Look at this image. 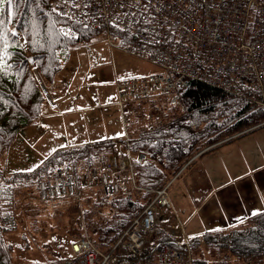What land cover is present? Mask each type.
<instances>
[{
	"label": "built area",
	"instance_id": "2783aa9c",
	"mask_svg": "<svg viewBox=\"0 0 264 264\" xmlns=\"http://www.w3.org/2000/svg\"><path fill=\"white\" fill-rule=\"evenodd\" d=\"M54 8L78 25L103 29L108 39L115 30L127 34L132 42L113 37L117 48L159 69L116 82L125 126L131 120L126 107L144 104L147 131L163 127L181 112L185 90L197 81L264 107V0H54ZM62 32L75 35L67 25ZM105 166L115 178L60 167L40 182V195L44 200H80L83 190L96 185L118 194L127 189L125 172L137 188L129 150L108 158ZM169 186L153 191V199L107 250L84 238L72 244L73 255L59 264H193L187 245L164 246L153 258L143 259L155 240L161 211L171 207ZM244 264H264V258H247Z\"/></svg>",
	"mask_w": 264,
	"mask_h": 264
},
{
	"label": "trees",
	"instance_id": "16d2710c",
	"mask_svg": "<svg viewBox=\"0 0 264 264\" xmlns=\"http://www.w3.org/2000/svg\"><path fill=\"white\" fill-rule=\"evenodd\" d=\"M2 7L0 158L14 142L19 131L35 123L41 115L45 94L33 75L32 67H37L41 75L51 81L62 69L60 52L103 32V29L85 28L61 17L54 9L53 0H12L11 3L4 0ZM63 25L73 28L77 32L76 36L69 38L64 35L61 32ZM113 33L127 37L123 32ZM182 103L183 113L160 131L142 133L131 140L134 153H144L150 158V162H142L139 168L140 181L149 188L161 187L185 162L207 147L210 142L208 136L212 141V136L223 128L233 132L235 128L250 126L264 119L263 107L245 97L232 95L199 81L186 89ZM201 127L203 129L199 130ZM115 146V141L109 139L59 150L35 170L14 174L8 179V183L5 182L0 167V183L17 187L35 183L37 191L40 180L65 164L85 161L88 168L100 167L103 154H108L107 151L111 152ZM22 181L26 183H21ZM146 197L142 199L146 200L144 204L136 201L132 192L109 199L116 202L115 207L120 215L115 223L97 233L95 242L100 248L106 250L120 236L132 217L138 215L148 203L151 195ZM10 221H13L12 216L0 212V264H11L10 247L3 239ZM189 243L194 264H210L211 261L201 255L200 250L205 246L217 248L227 254L229 260L223 259L221 264H233V261L240 262L246 257L261 259L264 256V212L252 216L239 227L224 232L206 233L200 238L191 239ZM176 244L172 235L160 232L156 243L144 251L143 259L153 258L165 245Z\"/></svg>",
	"mask_w": 264,
	"mask_h": 264
},
{
	"label": "rangeland",
	"instance_id": "374dc122",
	"mask_svg": "<svg viewBox=\"0 0 264 264\" xmlns=\"http://www.w3.org/2000/svg\"><path fill=\"white\" fill-rule=\"evenodd\" d=\"M118 45L116 39H108L101 32L90 40L69 47L59 53L62 69L51 81L46 80L37 67H32L33 75L43 90H49L51 86L59 89L64 93V100L55 102L49 111L43 105V116L21 129L8 150L3 152L0 167L6 183L14 174L28 173L40 167L59 150L125 136L116 82L154 74L159 69L117 48ZM137 111L140 119L135 121L134 113ZM126 114L131 119L129 134L146 127L148 112L142 110L141 104L126 107ZM262 125L264 119L250 126L235 128L233 132L223 128L212 136V141L208 136V148ZM116 142L108 154L127 147V143ZM147 161L150 162L148 156L144 162ZM141 164L136 163L134 172L138 189H129L119 196L132 192L136 201L144 204L146 200L142 199L146 195L152 196V193L146 190L151 188L140 181ZM71 165L80 170L88 168L85 161ZM181 177L182 174L177 179ZM34 184L17 187L0 183V212L13 217L7 225L8 232L3 234L10 247L11 264H58L73 255L71 244L77 238L88 236L95 240L100 229L119 219L116 202L109 200L114 197L106 196L100 189L85 192L80 202H46L38 196ZM200 251L202 257L211 263L227 259V254L217 248L205 246Z\"/></svg>",
	"mask_w": 264,
	"mask_h": 264
},
{
	"label": "crops",
	"instance_id": "0c3cea01",
	"mask_svg": "<svg viewBox=\"0 0 264 264\" xmlns=\"http://www.w3.org/2000/svg\"><path fill=\"white\" fill-rule=\"evenodd\" d=\"M43 91L42 108L47 111L64 100L59 89ZM42 116L41 110L39 119ZM169 195L172 209L164 212L159 231L180 242L229 231L253 213L264 212V125L201 154L173 183Z\"/></svg>",
	"mask_w": 264,
	"mask_h": 264
},
{
	"label": "snow or ice",
	"instance_id": "6c2138e0",
	"mask_svg": "<svg viewBox=\"0 0 264 264\" xmlns=\"http://www.w3.org/2000/svg\"><path fill=\"white\" fill-rule=\"evenodd\" d=\"M3 2H4V0H0V12L3 11V7H2ZM11 2H12V0H8V3H11ZM2 24H3V21H0V25H2ZM114 26H116V25H114ZM64 35L69 36V38H71L72 34L70 32H65ZM253 214L255 215V213H253Z\"/></svg>",
	"mask_w": 264,
	"mask_h": 264
}]
</instances>
